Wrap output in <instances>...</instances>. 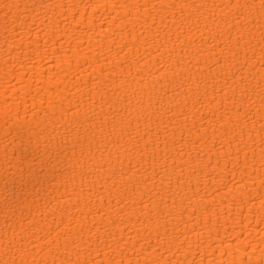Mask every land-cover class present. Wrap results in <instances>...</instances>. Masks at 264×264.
Wrapping results in <instances>:
<instances>
[{
  "label": "bare ground",
  "instance_id": "bare-ground-1",
  "mask_svg": "<svg viewBox=\"0 0 264 264\" xmlns=\"http://www.w3.org/2000/svg\"><path fill=\"white\" fill-rule=\"evenodd\" d=\"M261 0H0V264H264Z\"/></svg>",
  "mask_w": 264,
  "mask_h": 264
},
{
  "label": "snow or ice",
  "instance_id": "snow-or-ice-1",
  "mask_svg": "<svg viewBox=\"0 0 264 264\" xmlns=\"http://www.w3.org/2000/svg\"><path fill=\"white\" fill-rule=\"evenodd\" d=\"M260 7H261L262 10H264V0H261Z\"/></svg>",
  "mask_w": 264,
  "mask_h": 264
}]
</instances>
